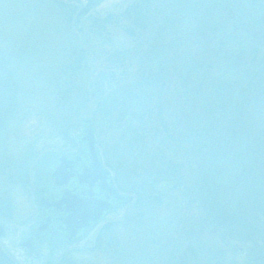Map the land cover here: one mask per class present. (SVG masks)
I'll list each match as a JSON object with an SVG mask.
<instances>
[{
    "label": "rangeland",
    "instance_id": "1",
    "mask_svg": "<svg viewBox=\"0 0 264 264\" xmlns=\"http://www.w3.org/2000/svg\"><path fill=\"white\" fill-rule=\"evenodd\" d=\"M86 2L0 0V51L20 106L0 143V249L14 264H55L67 253L80 264H264V222L218 221L235 215L241 189L231 179L241 170L264 195L263 161L234 168L224 142L239 128V147L258 130L233 117L224 124L216 101L230 84L231 106L241 93L246 118L264 119V0H102L78 25ZM139 4L146 23L129 11ZM85 119L131 202L61 250L26 252L40 171L81 149Z\"/></svg>",
    "mask_w": 264,
    "mask_h": 264
},
{
    "label": "trees",
    "instance_id": "2",
    "mask_svg": "<svg viewBox=\"0 0 264 264\" xmlns=\"http://www.w3.org/2000/svg\"><path fill=\"white\" fill-rule=\"evenodd\" d=\"M142 4L133 6L132 9V14L136 16V21L139 23L142 22L144 23L146 20H144V17L146 15V11L142 8ZM146 23V22H145ZM141 28H144V25L141 26ZM8 60L5 56H3L2 52L0 51V143L2 141V134L9 129L10 124L18 114V111L20 109L19 102L17 101V96H16V91H17V80L14 72L11 70V68L8 65ZM236 68V66H234ZM191 75H189L190 77ZM188 77V78H189ZM187 80V79H186ZM186 83V82H185ZM184 83V84H185ZM188 83V82H187ZM249 84L248 86H250ZM252 86V85H251ZM233 89L234 93L236 92L234 86L227 84L225 87H219L218 90V99L216 100L219 107H221L222 111L225 113L223 117H220L219 115V110L214 111L213 116L220 117L228 123H231L230 118H237L239 122L241 123L243 121V124L246 125L245 130H248V132L251 133L253 129L258 130L255 134V137H252L249 142L241 144L239 147H234L236 146L234 142L238 141V138L241 136L243 137V132L239 128H235L236 132L234 131L233 133L226 132L225 136L227 138V141H224L226 143L225 146H227L226 149V156L230 158L231 164L238 161L237 165L234 166V168H240V166H243L245 162L250 160L252 163L258 164V161H263L264 163V154L262 153V150L264 149V119L260 123L259 117L254 114H248L247 118L244 115V107H245V102H242V96L243 94H239V99L238 103L236 104V108L234 109L233 106H231V101L229 102L227 100L229 92ZM243 92V91H242ZM205 105H208V102H205ZM243 105V107H242ZM252 109L255 108V106L251 107ZM222 112V113H223ZM246 112V111H245ZM246 118V119H245ZM255 123V126L253 127V124ZM249 133V134H250ZM254 136V135H253ZM234 144V145H233ZM258 150L256 151V149ZM259 154H263L259 156ZM257 155V156H256ZM256 158L254 159L253 157ZM258 157V158H257ZM216 159V158H215ZM253 165V164H252ZM26 170V169H25ZM245 170V171H244ZM243 171L241 170L237 176L230 175L231 180L234 179V186L238 185L239 188L241 189L240 191V196H235V199L231 198V203L234 205L235 208V215H231L228 212L222 211L219 212L221 213V216H219L218 221L220 220L221 222H224L225 225H230V222H236L239 226L243 227L245 221H249V219H253L254 221L252 223L254 224H259L260 222H264V195H260L256 192H254L252 189H249V186L247 183H245L244 178H245V173L248 170L247 168L244 169ZM27 171V170H26ZM260 170L258 169V177H256V181L258 182V185L262 186V189H260L264 193V169L259 172ZM235 172V171H234ZM232 174V172H231ZM248 177V176H247ZM230 180V181H231ZM249 180V177H248ZM28 180L26 179L25 182ZM217 183L213 182L210 185V193L216 192L215 189L217 188ZM229 185V183H228ZM216 186V187H215ZM232 192V191H230ZM243 192H245V195H242ZM214 196V195H213ZM243 198V199H242ZM236 202H239L240 207L237 205ZM242 204L245 205V209H241ZM239 210L243 211L244 213L240 212ZM1 212V211H0ZM256 213V214H255ZM243 215L246 216V220L240 219L243 217ZM255 215V216H254ZM231 227V226H229ZM108 229V228H107ZM256 231L254 228L249 229L247 232L248 235H257ZM100 237L98 239V244H100ZM113 243V239L108 242V246H111ZM99 246V245H98ZM74 256H72V253H67L65 254L59 262L55 264H80L73 259ZM0 264H14V262L5 254L4 251L0 249Z\"/></svg>",
    "mask_w": 264,
    "mask_h": 264
},
{
    "label": "flooded vegetation",
    "instance_id": "3",
    "mask_svg": "<svg viewBox=\"0 0 264 264\" xmlns=\"http://www.w3.org/2000/svg\"><path fill=\"white\" fill-rule=\"evenodd\" d=\"M78 151L80 150H77L76 153L73 152L75 154L71 153L73 161L66 168V174L69 177L66 185L58 186L52 177L62 162L60 156L49 167L50 169L40 171L37 182L40 194L36 197L39 219L25 232L20 243L21 247L25 246L27 248L26 252L31 250L35 254L38 247L43 244L48 245L52 249L61 250L63 247L73 244L74 241H77L78 238L85 234V229L80 227V224L87 223L84 216L78 218L75 224L71 225V227H74L73 229L66 225V219L68 218L66 208L58 206L66 191H71L73 194L78 195L79 198L87 200V206L95 203L93 202L95 199L104 200L108 205V211L113 209L116 204L121 203L118 193L111 185L108 186L109 181L105 180L104 177L97 176L92 186L84 179L85 173L93 172L94 174L93 163L88 154L82 155L81 151L79 153ZM61 181L62 179H59L58 182ZM89 194L92 195L89 196ZM97 209V207L93 208L94 211L92 210L91 213L97 212Z\"/></svg>",
    "mask_w": 264,
    "mask_h": 264
},
{
    "label": "water",
    "instance_id": "4",
    "mask_svg": "<svg viewBox=\"0 0 264 264\" xmlns=\"http://www.w3.org/2000/svg\"><path fill=\"white\" fill-rule=\"evenodd\" d=\"M101 1L102 0H88L86 6L79 12L77 16V24L79 25L81 20L85 16H87L93 10V8H95ZM83 123L87 126V128L84 130L82 137H80V142L83 145L81 149L79 150L81 151L82 155H86V154L89 155L90 159L92 160L93 169H94V174L93 172H90L92 174L87 172L84 174V179L88 181L90 185L92 186L93 183L96 181V177L100 175L101 177H104L105 180H108L109 181V184L107 183L108 186L111 185L114 189L111 173L105 169L103 165V160L100 156V152L97 148L96 137H95V134L92 128V120L85 119ZM80 151H78V153ZM59 156L61 157L62 162L57 167L52 177L56 181V184L58 186H64L67 184L69 180V177L66 174V171H67L66 168H68L71 161H73L71 159L73 155L63 154ZM59 179H62V181L58 182ZM91 195L92 194H89V196ZM119 197H120L121 203H119L118 205L125 206L131 202V198L127 196L119 195ZM86 198L88 199V197ZM86 202L88 201L79 198L78 195L73 194V192L66 191L62 199L58 203L59 207L64 206L66 208V211L68 213V218L66 219L67 220L66 225L69 226L70 229L74 228V227H71V225L75 224V221H77L78 218L82 216L86 218L87 223L80 224V227L85 229L86 231L85 234L91 231L94 227H96L98 223H100L104 219V217H106L109 214H112L118 207L116 204V206L113 209L108 211L107 210L108 205L106 204V201L104 200L95 199L93 201L95 203L89 204V206L86 205ZM96 207L98 208L97 212L91 213L93 208H96ZM4 232H5V226L0 225V237L4 234Z\"/></svg>",
    "mask_w": 264,
    "mask_h": 264
}]
</instances>
